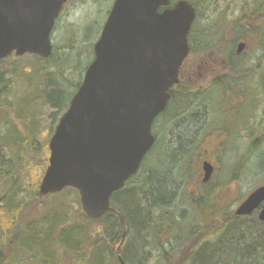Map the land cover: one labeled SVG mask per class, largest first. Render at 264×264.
<instances>
[{
  "label": "rangeland",
  "instance_id": "rangeland-1",
  "mask_svg": "<svg viewBox=\"0 0 264 264\" xmlns=\"http://www.w3.org/2000/svg\"><path fill=\"white\" fill-rule=\"evenodd\" d=\"M114 1L70 0L52 34V46L56 57L50 64H42L31 55L17 57L13 54L5 60H0L3 61L0 71L4 74V87L0 89V243H3L6 238L10 239V235L15 236L12 230L21 237L35 236L36 240L48 241L43 250L39 247L27 249L21 245L13 246L11 261L14 264H84L83 259L86 260V264H93L98 256L106 261L113 255L118 258L115 264H121L119 252L126 232L119 245L112 244L104 236L102 237V227L97 221L86 216L81 206L79 193L73 189H70L73 191L67 189L60 194L46 197L39 193L42 179L49 166V143L60 121L55 123L52 118L54 111L46 102V95L51 87L48 84L53 85L48 79L53 73L58 74V72L74 82L79 80L80 75L81 80L84 79L87 70H83L81 74V69L79 71L75 68L80 66V61L83 63L87 60L90 63L94 59V45L100 37ZM257 1L260 4L264 2V0ZM196 2L203 18L201 22L203 27L213 26L219 31L224 26L222 24H226L227 31H223V34L215 38L214 49L212 47L210 51L190 56L184 63L180 76L181 88L187 91L186 95L191 92L198 94L207 90L211 91L213 85L221 80L233 85L231 79L238 78V83L235 84V91H237L236 87L239 89L245 86L252 75L255 79H251L260 85L261 70L253 69L257 64H263L264 68L261 50L256 44L257 39L247 35L240 37L234 43V34L244 30L243 27L253 30L254 22L248 20L239 23V20L243 19V12L246 9H252V0H196ZM244 3L248 5V8ZM74 36L79 49L76 53V58L79 60L75 62L65 59L69 58V44ZM240 43H244L246 47L241 54H237ZM231 49L237 57L235 63L240 69L237 70L240 76H234L233 68L230 67L227 59ZM40 66L45 69H40ZM249 69H253L254 73L250 71L249 73ZM214 81L216 82L213 83ZM260 94L255 111L249 114L247 125L244 122L239 132L234 130L232 135H227L226 138L223 134L212 130L203 136L199 148L195 142L190 144L189 157L182 155L176 163L171 165V157L167 155L165 164L160 167V171L170 170L169 175L179 185L166 208H171L170 214H175V220L183 225L179 226V236L181 232H186L181 236L186 237L187 232L193 230L191 237H194L193 241L197 239L196 244L199 245L197 248L205 244L204 241L218 238L220 236L218 225L227 226L230 220L227 213L235 214L237 208L250 194L264 186V170L262 171V165L259 166V157L246 155L254 139L261 137L263 142L259 144L258 150L264 153V90ZM220 95L218 93L219 98ZM225 97V99L221 97L223 99L220 109L222 121L226 125L235 123L239 126L243 113L238 107V102L229 93H226ZM254 103L252 99L249 106ZM199 104L195 103L189 111L182 112L178 119L171 117L167 112L155 120L153 134L156 137V143L159 146L161 144L164 147L171 146L176 153V150L178 152L180 150L178 137L185 139L187 136H194L197 121L200 118L205 117V124L210 117H213V124H216L218 120L216 118L220 116L216 112L217 104L214 107L205 96L200 97ZM255 123H258V130H263L260 134L254 132ZM218 124L220 127L223 126L222 122ZM203 125L202 127L200 125L198 137L206 130ZM245 130L248 132L245 133ZM246 158L248 159L244 160ZM204 162H209L215 168L213 177L206 186L202 183ZM149 170L151 169L148 166L147 174ZM201 197H205V207L210 209L216 205L222 208V211L216 212L217 216L209 218L210 221L203 224V226L210 225L206 232L204 228H200L202 225H197L201 223L199 218V220H193L196 218L194 209L202 208L197 207L194 200ZM158 211H156L157 217L160 215ZM191 220L193 223H190ZM186 227L189 230H186ZM187 242L188 245L183 246L188 248V253H185V250H177L178 258L175 261L171 258L167 261L182 264V257L194 252L189 240ZM179 243L178 239L173 241L172 247H176L175 244ZM62 245L65 249L61 247ZM18 249L21 250L20 253H17ZM157 251H154L152 255L148 254L145 257L147 263L145 261L144 264H170ZM222 261L220 264L227 262Z\"/></svg>",
  "mask_w": 264,
  "mask_h": 264
},
{
  "label": "water",
  "instance_id": "water-1",
  "mask_svg": "<svg viewBox=\"0 0 264 264\" xmlns=\"http://www.w3.org/2000/svg\"><path fill=\"white\" fill-rule=\"evenodd\" d=\"M68 1L0 0V60L13 54L49 59L51 35ZM196 16L186 0L114 1L94 61L49 143L41 196L73 189L89 219L114 212L113 195L138 174L155 145L153 124L179 84ZM245 47L239 44L237 54ZM202 170L208 183L214 167L204 162ZM255 212L264 223V186L235 215Z\"/></svg>",
  "mask_w": 264,
  "mask_h": 264
},
{
  "label": "trees",
  "instance_id": "trees-1",
  "mask_svg": "<svg viewBox=\"0 0 264 264\" xmlns=\"http://www.w3.org/2000/svg\"><path fill=\"white\" fill-rule=\"evenodd\" d=\"M186 1L193 5L197 14L195 23L193 24L192 30L188 37L190 57L198 55L199 53L206 52L207 50L210 51L212 47L214 49L216 47L215 38H218L219 34H223V31L227 29V25L222 24V26H224H221L222 28L220 27L221 29L219 31L213 26L210 28L203 27V25L201 24L203 18L200 10L197 7L198 2H196V0ZM263 3L260 4L257 0H252V9H246V11L243 12V19L239 20V23H241L242 21L246 22L248 20L254 22L255 26L253 24V30L251 31L247 27L244 28L242 26L244 30H242L240 33L234 34V43L238 39H240V37H245L247 35H249L250 38L257 39L256 44L258 45L259 50H261L262 63H264ZM244 4L247 5L246 3ZM246 8H248V5L246 6ZM97 36L98 33L96 35V38ZM221 42H223L222 39ZM77 43L78 42H76V36H74V38H72L70 41V55L69 58H65L66 60L74 62L75 60H79V58H76L77 50H79L77 48ZM74 44H76V46H74ZM55 57V49L53 48V53L48 60H41L38 57H34V59L40 61L42 64H50V62H52ZM236 58V55L233 54V51L231 49V51L228 53L227 59L229 60L230 67L233 68L232 73L234 74V76H240V73L237 72V70L240 69L235 63V61H237ZM86 61L87 60H85L83 63H81L80 61V66L75 68L79 71L81 69V74L83 73V70H87L93 60H91L90 63L89 61ZM2 62L3 61H0V65ZM40 67V69H45L43 66ZM59 68L60 66L58 65V69ZM253 69L259 71L261 70L259 72V79L261 80L260 85H258V82L256 83L254 80H252L255 79L252 75L248 78V82L245 84V86H241V88L239 89L238 87H236L237 91H235V84L238 83V78L237 80L231 79L233 85L228 84L224 80L218 82L214 81L213 83H216L213 85L211 91L207 90L204 92H199L198 94H192L191 92V94L189 93L188 95H186L187 91L181 88L182 82L180 76L179 84L174 86L170 91L171 98L168 108L161 116L169 112L171 117L178 119L182 112L186 110L189 111L192 105H194L195 103L199 104L201 96H205L210 104L214 105V107L217 104L216 112L220 116L216 118L218 119L216 124H213V117H210L209 120L204 124L205 117L203 116L202 119L200 118V120L197 121L198 123L196 125V133L194 134V136H187L185 137V139L183 137L181 139L180 137H178V145L180 147L179 152L176 150V153H174L171 146L164 147V145L162 144L159 146L156 141L153 149L145 157L138 174L132 177L121 191L113 195L111 202L112 208L115 210V212L107 214L101 220L97 221V223L102 227V237L104 236L112 244L114 243L116 245H119L123 239L124 233L126 232L124 243L119 252L120 262L122 261L124 264H144V262L146 261L145 257L148 254L152 255V253L154 251L156 252V250H158V254H160L166 261L170 260V258L174 259L175 261L176 258H178L177 250H185V253H188V248H184L183 245H188L187 240H189V243L191 244L190 246L194 249V252H192L191 255L188 254L186 257H182V264H220L221 260H226L227 262H225V264H264V223H262L258 219L257 212L248 217H238L234 213L228 212L227 216L230 218V220L227 222V226L225 225L222 227V225H218L220 227V236L218 238L214 237L211 240L204 241L205 244L200 245V247L198 248L197 246L199 245L196 244L197 239L193 241L194 237H191L193 233L192 229L187 232L186 237H181L186 232H181L179 236V226L182 227L183 225L179 224L178 220H175V214H170V211L172 209L166 208V206H169L168 203L170 199L174 194H176L177 187H179V185L176 184L175 179H173L169 175L170 170L160 171V167L165 164L164 160L167 155L171 157V165L176 163V161L182 155L186 158L187 156L189 157L191 153L190 151H188L191 146L190 144L195 142V145L199 148V146H201V140L203 136H206L210 131L215 130L216 132L223 134L227 138V135H232V131L235 130V132H239L240 126L244 122L247 125V117L252 111H255V108L257 107L259 101L258 96H261L260 93H262V91L264 90L263 64H257ZM253 69H249L248 72H253ZM3 75L4 74L0 71V89L4 87ZM81 77L82 76L80 75L79 80L74 82L70 78H65L64 74H60V72H58V74L53 73L51 78L48 79L49 83L51 80L53 85L48 84L51 87L46 95V102L54 111V113L52 114V118H54L55 123L60 120L64 113L68 110L72 98L82 84L83 79L81 80ZM258 88H260V90ZM218 93L221 94L220 96L223 99L226 98V93H229L231 96H234L236 98V102H238L239 105L238 107L243 113L241 124L239 126H236L235 123H228V125H226L225 122L222 121L223 119L220 109L221 104L223 103V99L221 97L219 98ZM252 99L255 101V103L252 106H249V103L250 101H252ZM208 111L210 113V109H208ZM212 111L215 113L214 109ZM219 122L223 123L222 127L219 126ZM200 125L201 127L203 125L206 130L198 137V133L201 129ZM258 128V123H255V134H260L263 131L260 129L258 130ZM247 132L248 131L245 130V133ZM261 142H263V137L255 138L253 144L250 146L249 150H247L246 155H250L251 157L255 158L259 157V166H263V171L264 153L258 150L260 146L259 144H261ZM247 159L248 158L244 160ZM148 166L151 170H149L147 174ZM183 172L181 173L182 176L184 175ZM68 190L73 191L70 189ZM204 198L205 197H201L194 200V203L197 205V207L202 208L201 210H199L198 208L194 209V217L196 218H193V220L199 218L201 220V223L197 225H202L200 226V228H204V232H206L207 227H209L210 225L206 224L205 226H203V224L205 222L208 223L210 221L209 218L217 216L216 212L222 211V208H218L216 207V205H214L210 209L205 207ZM156 211H158V214L160 212L159 217H157L158 215L156 214ZM190 223H193V221L191 220ZM214 228H216V226H214ZM186 230H189L188 227H186ZM12 231L14 232L13 235L15 236L12 237L9 233L8 235H10V239L6 238L5 241L3 239L2 241L4 242L0 243V264H14V262L11 261V259L13 258L11 255V251L14 249L13 246L21 245L22 247H25L27 249L39 247L43 250L48 243V241L46 242V240H36V238H34L35 236L21 237L19 234L17 235V232L15 230ZM257 236H259V238H257ZM176 238L180 243L175 244L176 247H172V242L177 240ZM168 244L170 245L168 246ZM61 247L65 249L64 245H62ZM170 248L171 250H168ZM18 250L17 253H20L21 250ZM14 253L16 254V252ZM173 255L174 257H172ZM113 256L106 261H103L98 256L93 261V264H115L118 258ZM82 261L84 264H86V260L83 259ZM167 263L173 264L171 263V261H167Z\"/></svg>",
  "mask_w": 264,
  "mask_h": 264
},
{
  "label": "bare ground",
  "instance_id": "bare-ground-1",
  "mask_svg": "<svg viewBox=\"0 0 264 264\" xmlns=\"http://www.w3.org/2000/svg\"><path fill=\"white\" fill-rule=\"evenodd\" d=\"M210 180H211V179H210ZM209 182H210V181H209ZM209 182H208V183H209ZM202 183H203V182H202ZM208 183H203V184H204V185H207ZM257 189H258V188H257Z\"/></svg>",
  "mask_w": 264,
  "mask_h": 264
},
{
  "label": "flooded vegetation",
  "instance_id": "flooded-vegetation-1",
  "mask_svg": "<svg viewBox=\"0 0 264 264\" xmlns=\"http://www.w3.org/2000/svg\"><path fill=\"white\" fill-rule=\"evenodd\" d=\"M213 166V165H212ZM214 167V166H213ZM214 172H215V168H214ZM214 172H213V174H214ZM212 177H213V175H212Z\"/></svg>",
  "mask_w": 264,
  "mask_h": 264
}]
</instances>
